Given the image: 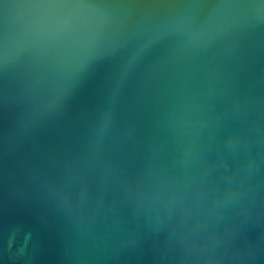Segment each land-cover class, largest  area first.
Here are the masks:
<instances>
[{
    "label": "water",
    "instance_id": "1",
    "mask_svg": "<svg viewBox=\"0 0 264 264\" xmlns=\"http://www.w3.org/2000/svg\"><path fill=\"white\" fill-rule=\"evenodd\" d=\"M0 264H264V0H0Z\"/></svg>",
    "mask_w": 264,
    "mask_h": 264
}]
</instances>
